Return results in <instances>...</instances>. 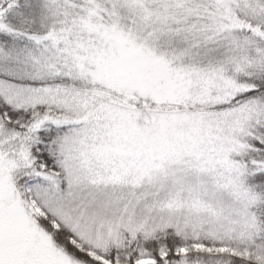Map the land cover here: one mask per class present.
<instances>
[{
  "label": "snow or ice",
  "instance_id": "6c2138e0",
  "mask_svg": "<svg viewBox=\"0 0 264 264\" xmlns=\"http://www.w3.org/2000/svg\"><path fill=\"white\" fill-rule=\"evenodd\" d=\"M0 264H264V0H0Z\"/></svg>",
  "mask_w": 264,
  "mask_h": 264
}]
</instances>
